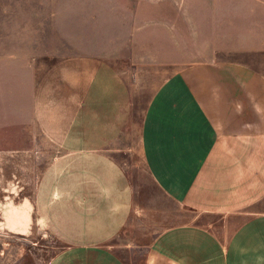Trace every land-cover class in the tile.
<instances>
[{
    "label": "crops",
    "instance_id": "0c3cea01",
    "mask_svg": "<svg viewBox=\"0 0 264 264\" xmlns=\"http://www.w3.org/2000/svg\"><path fill=\"white\" fill-rule=\"evenodd\" d=\"M91 1L102 3L101 44L80 41L63 56L34 47L4 74L29 91L30 120L47 142L79 147L67 155L79 163L83 201L70 214L79 229L54 230L65 260L122 264L102 243L133 239L135 191L120 163L139 159L171 206L218 216L164 229L149 240L147 264L155 254L172 264H264V0ZM76 7L72 22L87 34L88 11Z\"/></svg>",
    "mask_w": 264,
    "mask_h": 264
},
{
    "label": "rangeland",
    "instance_id": "374dc122",
    "mask_svg": "<svg viewBox=\"0 0 264 264\" xmlns=\"http://www.w3.org/2000/svg\"><path fill=\"white\" fill-rule=\"evenodd\" d=\"M81 4L89 17L94 16L88 17L87 34H81L79 24L72 22L71 10ZM100 4L91 0L80 4L77 0H0V264L72 263L65 260L69 257L67 243L57 239L54 230L72 225L79 229V218L70 216L78 212V203L83 201L79 194V163L67 159V155H78L79 147L47 142L30 120L29 91L15 89L14 80L4 74L17 72L15 58L25 64L30 61L34 47V53L39 55L55 51L63 56L66 49L80 41L88 46L101 44L108 35L101 27L97 32L96 26H102L97 22L103 20L95 19V10L102 9ZM24 69L22 73L27 74ZM51 133L67 137L78 136L79 131L53 129ZM127 148L121 146V153L128 154ZM138 151V147H131L130 154L137 158ZM128 163L121 162L120 171H125L135 191L133 239L129 241L126 236L114 245L102 243L103 247L114 249L122 264H147L149 240L158 238L166 228L182 222L192 225L218 219L215 215L198 217L171 206L148 178L144 162L134 159L130 162L132 168L127 169ZM70 164H76V168L71 170ZM148 264L172 263L155 254Z\"/></svg>",
    "mask_w": 264,
    "mask_h": 264
}]
</instances>
